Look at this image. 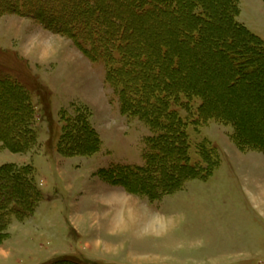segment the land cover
<instances>
[{
	"label": "rangeland",
	"instance_id": "rangeland-1",
	"mask_svg": "<svg viewBox=\"0 0 264 264\" xmlns=\"http://www.w3.org/2000/svg\"><path fill=\"white\" fill-rule=\"evenodd\" d=\"M239 5L238 22L264 40V1L239 0ZM226 14L223 7L215 26L205 30L203 44L186 51L177 78L187 75L188 82L210 93L218 109L240 117L245 131L264 142V78L255 90L232 82L228 56L214 50L231 30ZM152 21H135L148 25L136 36L137 46L155 52L160 41L173 45L187 36L186 31L177 34L180 20ZM206 48L211 54H204ZM0 74L30 91L37 134L28 152L0 144V166H32L43 195L33 214L10 217L8 237L0 242V264H56L61 259L80 264H264V154L240 151L231 139V125L215 119L201 124L200 99L182 95L183 104L173 109L187 122L192 161L198 160L199 145L209 140L218 147L221 163L208 179L191 180L179 191L150 200L126 195L123 187L98 174L113 164L144 165L146 138L153 134L144 121L122 114L118 94L105 79L104 61L92 62L69 38L32 17L6 13L0 15ZM0 103V124H15L22 112L18 97L0 93ZM78 111L87 112L101 133V149L92 156H63L57 149L63 116L75 118Z\"/></svg>",
	"mask_w": 264,
	"mask_h": 264
},
{
	"label": "trees",
	"instance_id": "trees-1",
	"mask_svg": "<svg viewBox=\"0 0 264 264\" xmlns=\"http://www.w3.org/2000/svg\"><path fill=\"white\" fill-rule=\"evenodd\" d=\"M223 7L231 30L226 42H217L214 50L228 56L232 82L255 90L264 77V70H257L264 66V40L238 22L239 0H0V15L32 17L47 30L69 38L92 62L104 61L105 79L118 94L122 114L144 121L153 134L146 138L144 165L113 164L98 174L103 181L121 186L129 194L158 200L183 189L191 180L208 179L221 163L219 149L209 140L199 145L198 160L192 161L187 122L173 109L183 104L182 95L201 100V124L215 119L231 125L232 140L240 150L264 152V142L245 131L240 117L218 109L210 101V93L191 79L188 82L187 75L177 78L186 51L203 44L205 30L215 26L217 12ZM123 8L129 15L123 14ZM166 16L180 20L183 25L177 34L186 31L187 36L182 35L173 45L162 40L155 52L137 46L136 36L143 35L148 26L137 23L152 18V24H159ZM203 52L211 54L208 48ZM0 93L17 96L22 106L15 124L5 128L0 124V144L14 152H28L37 144L31 93L20 81L1 74ZM63 119L65 125L57 144L60 154L92 156L99 152L101 136L87 112L82 115L78 111L75 118L67 115ZM42 196L32 166H0V242L8 237L10 217L23 219L33 214ZM56 264L80 263L61 259Z\"/></svg>",
	"mask_w": 264,
	"mask_h": 264
},
{
	"label": "crops",
	"instance_id": "crops-1",
	"mask_svg": "<svg viewBox=\"0 0 264 264\" xmlns=\"http://www.w3.org/2000/svg\"><path fill=\"white\" fill-rule=\"evenodd\" d=\"M264 1V0H263ZM240 14H241V8H240ZM242 23V22H241ZM243 24V23H242ZM94 126V125H93ZM95 127V126H94ZM95 129H96V127H95ZM97 130V129H96ZM98 131V130H97ZM99 132V131H98ZM99 134H100V136H101V133L99 132ZM102 138V137H101ZM232 139V138H231ZM102 140V139H101ZM233 141V140H232ZM234 142V141H233ZM235 144V143H234ZM236 145V144H235ZM236 147H237V145H236ZM218 148V147H217ZM238 148V147H237ZM239 149V148H238ZM240 150V149H239ZM240 151H242V150H240ZM249 151H251V150H249ZM254 151H259V150H254ZM220 152V151H219ZM245 152H247V151H245ZM259 152H261V153H263L264 154V152H262V151H259ZM125 191V190H124ZM125 194L127 195V194H129V193H127L126 191H125ZM129 195H131V194H129Z\"/></svg>",
	"mask_w": 264,
	"mask_h": 264
},
{
	"label": "bare ground",
	"instance_id": "bare-ground-1",
	"mask_svg": "<svg viewBox=\"0 0 264 264\" xmlns=\"http://www.w3.org/2000/svg\"><path fill=\"white\" fill-rule=\"evenodd\" d=\"M220 31V30H219ZM138 54V53H137ZM264 78V77H263ZM259 86V85H258ZM264 86V85H263ZM263 99V98H262ZM256 136V135H255Z\"/></svg>",
	"mask_w": 264,
	"mask_h": 264
}]
</instances>
